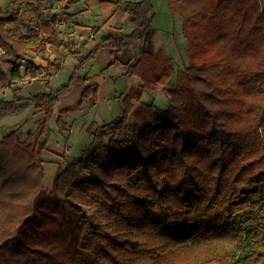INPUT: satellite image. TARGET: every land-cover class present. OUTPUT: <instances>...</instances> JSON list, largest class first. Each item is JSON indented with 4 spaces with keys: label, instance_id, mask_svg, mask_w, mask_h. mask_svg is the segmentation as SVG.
Masks as SVG:
<instances>
[{
    "label": "trees",
    "instance_id": "obj_1",
    "mask_svg": "<svg viewBox=\"0 0 264 264\" xmlns=\"http://www.w3.org/2000/svg\"><path fill=\"white\" fill-rule=\"evenodd\" d=\"M81 1L0 0V120L41 114L34 141L21 127L0 138V264H264L262 0H164L187 40L189 63L176 75L173 57L155 51L154 0H100L129 13L133 30L88 52L60 26ZM104 46L109 66L141 82L121 96L120 115L87 125L81 158H64L49 191L43 155L60 97L84 86L80 102L59 111L61 130L62 114L98 104L99 84L79 72ZM61 47L78 59L67 84L6 96L29 75L58 72L60 59L34 58ZM172 80L166 107L142 101ZM104 201L132 240L93 223L86 208Z\"/></svg>",
    "mask_w": 264,
    "mask_h": 264
},
{
    "label": "crops",
    "instance_id": "obj_2",
    "mask_svg": "<svg viewBox=\"0 0 264 264\" xmlns=\"http://www.w3.org/2000/svg\"><path fill=\"white\" fill-rule=\"evenodd\" d=\"M94 6H98L100 12H95L92 7L83 9L79 12L80 14L75 10L73 12L76 14L71 20L67 19L64 25V34L70 33L71 38L76 41L78 47H80L83 52L93 50L101 38L106 34L122 36L133 30L129 13L117 9L116 6L111 3H101L100 0L94 3L93 7ZM112 8H114V10ZM169 16L170 23L169 26H167L168 28L166 27L168 33L173 29V15L171 12ZM97 26L99 27V31L94 32L93 29ZM163 32V29L159 28L157 30L154 40L155 51H158L159 49L168 50V44L166 45V42L163 43L162 41L164 37L162 34L166 35L167 33ZM102 54H106L107 60L104 59V61L99 62ZM56 58L62 61L61 68L58 72L53 74L51 78L46 76V73H41L37 75L36 78H38V80L36 82H30L29 79L32 78V76L29 75V79L13 84L11 88L6 91V96L11 98L15 93L19 96L30 97L39 92L57 90L61 86L67 84V82L53 83V80L57 79L65 69L71 71L68 77V79H70L75 66H77L78 59L72 56L68 50L63 47L57 50L49 49L47 53L35 56L34 61L37 65L46 66L49 61H54ZM112 58L113 54L111 53L110 47H101L97 56L88 61L80 69L79 73L87 76L86 85L93 83L99 84V102L96 105L86 102L82 107L77 108L68 114H62V118L67 123L66 128L62 130L57 126V117L60 114L59 111L77 105L81 100L84 86H75L69 93L60 97V101L56 108L57 111L51 121L52 133L48 144L49 150L43 155L45 160L43 162V183L48 190H52L54 178L61 169V166L64 165V158L69 162H74L81 158L83 150L90 141L89 133L84 131V126L87 122L95 120V122H99L97 125L106 123L107 120L105 119L108 118L102 116L106 115L105 112H109L111 115H116L113 117L120 115L121 96L127 94L132 88L137 87L141 82L140 77L125 74L123 66H109ZM48 82H50L49 86ZM28 110L30 111L27 114ZM28 110L24 119L11 126L14 128L11 129L10 132L24 126L29 119L35 118V121L38 120L40 116L36 117V115L33 114L35 109L31 107ZM55 138H57L56 141ZM79 138H81L79 145L77 144L76 146H73L72 142L76 140L79 141Z\"/></svg>",
    "mask_w": 264,
    "mask_h": 264
},
{
    "label": "rangeland",
    "instance_id": "obj_3",
    "mask_svg": "<svg viewBox=\"0 0 264 264\" xmlns=\"http://www.w3.org/2000/svg\"><path fill=\"white\" fill-rule=\"evenodd\" d=\"M53 1L57 2V0H53ZM97 1L98 0H82L72 11L76 10L77 13H79L85 8H88V7L91 8L92 7V9L95 12H100L98 6L93 7V4L96 3ZM262 2L264 5V0H262ZM3 3L5 5V2H3ZM153 3L155 6L154 11H153V14L155 15L154 16V24H153L154 27L156 28L155 35H156L157 30L159 28L163 29V31L166 32L167 34H170V35L162 34V35H164L162 41H163V43L166 42V45L168 44L167 52L173 57L174 66H175V75H176L184 67V65H187L189 63L188 55H187V40L185 39V37L182 34V22H181L182 19H181V17L172 16L173 17L172 18L173 19V22H172L173 29H171V31H169V33H168L166 31V29L168 28L167 26H169V23H170L169 14L171 12L169 9V6L164 0H154ZM112 9L114 10V8H112ZM61 29H63L62 31H64V27H61ZM116 33H118V32H116ZM155 35H154V40H155ZM0 50H3V49H0ZM4 53H5V51H4ZM4 53H2V54L0 53V54L4 55ZM104 59L107 60L106 54H102L99 62L104 61ZM70 73H71V71H69V69L63 70L61 72V74L59 75V77L57 79L53 80V83L54 82L55 83L68 82V80H69L68 77H69ZM29 78L27 77V79H29ZM174 78H175V76H174ZM37 80H35L34 82H36ZM173 84H174V82L172 80L170 82V84H168L167 86H160L159 90L153 96H150L148 94H144L142 101H146V100H150V99L154 98L156 100V102L161 107H163V108L166 107L168 105V102H169V98H168V94H167L166 90L168 89V87L174 86ZM135 105H136V107H138L140 105V103L135 101ZM29 111L30 110H28L27 114L29 113ZM120 113L121 112H119V114ZM27 114L25 112L21 115H14V116H9V117H6L4 119H1L0 120V138L3 137L4 135H6L8 132H10V130L14 128L11 126L13 124L21 121L22 119H24V117ZM105 114H106L105 116L104 115H102V116L108 118V119H105V120H107L106 122L112 121L113 118H116V117H113L116 115H111V113H109V112H105ZM38 116H41V114H36V117H38ZM34 119H30V120L26 121L24 126L21 127L20 134L22 135V138H27L29 134L32 137V141H34L36 138H38V130H37L38 120L35 121ZM132 120H133V118H132ZM89 123L90 122L88 121L87 124L84 126V131L87 133H88V131L86 130V127ZM97 123H99V122L96 121V125H97ZM80 139L81 138H79V141L76 140V141L72 142L73 146H76L77 144L79 145ZM56 140H57V138H55V141ZM44 187H45V185H44ZM111 192L113 194H115V189H111ZM114 205L115 204H111L110 202L104 201L102 204L94 205L90 208H86V212L88 213V215L90 216V218L92 219V221L95 225L105 228L107 231H109L117 239L132 240L131 239L132 238L131 232H130L126 222L120 218L116 209L114 208Z\"/></svg>",
    "mask_w": 264,
    "mask_h": 264
},
{
    "label": "built area",
    "instance_id": "obj_4",
    "mask_svg": "<svg viewBox=\"0 0 264 264\" xmlns=\"http://www.w3.org/2000/svg\"><path fill=\"white\" fill-rule=\"evenodd\" d=\"M64 25H65V21L62 20L61 23H60V26H64ZM0 53L2 54V53H4V51L3 50H0ZM24 61H26V60L24 59Z\"/></svg>",
    "mask_w": 264,
    "mask_h": 264
}]
</instances>
